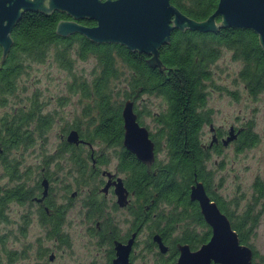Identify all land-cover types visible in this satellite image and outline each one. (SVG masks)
I'll return each mask as SVG.
<instances>
[{
	"label": "trees",
	"instance_id": "1",
	"mask_svg": "<svg viewBox=\"0 0 264 264\" xmlns=\"http://www.w3.org/2000/svg\"><path fill=\"white\" fill-rule=\"evenodd\" d=\"M168 1L182 14L195 21L205 19L214 11L217 3V0ZM60 18H63V15L56 13H48L46 16L39 12L26 13L13 27L10 33L13 44L0 64V106L5 103L4 97L13 90L14 78L20 71L22 60L40 61L47 51L53 49V61L58 67L70 70L74 62L71 53L80 60L92 57L98 69L90 82H79L77 87L80 95L88 100L84 104L82 115L87 118L89 137L85 138L83 135L80 137L86 142H90L94 136L108 144H118L122 132L121 104L112 101L109 91L112 90V81L120 78L118 64L123 65L128 76L126 88L129 92L123 94L126 100L150 93L160 96L166 102L165 110L159 116L155 115V120L161 125V130L165 129L168 141L167 160L157 161L160 167L159 175L148 177L144 174L149 193L155 190L158 192L155 203L168 207L166 213L159 214L162 221L160 230L162 234H167L184 223L183 230L174 238L179 243L189 244L192 249L196 248L207 236L203 232L196 240L191 236L193 232L190 230L193 229H189L188 224L203 222L197 212L191 210L186 213L184 207L188 203L185 194L192 179L202 180L206 187L209 186L211 179L204 168L208 154L198 144L200 128L207 120L199 110L205 99L203 81L209 78L210 63L217 59L221 48H226L231 51L232 58L241 63L238 78L248 96L254 98L264 92V53L256 34L248 29L232 27L218 28L214 32L173 29L168 42L161 45L157 53L158 61L166 67L164 74L158 67H152L146 62L149 56L145 53L128 50L116 43H94L78 33L64 37L57 35L55 25ZM75 89L76 87L71 88ZM36 110L38 111L37 108ZM29 120L30 114L27 109L0 115L2 169L8 179L17 182L11 187L0 186V220H3L2 210L5 203L13 199L19 200L28 192L23 186L24 178L18 177L11 160L3 157L8 154L10 148L29 143L32 135V130L30 126L28 127ZM33 121L32 132L37 134H41L50 124L47 115H39ZM246 125L240 129L235 140L237 150L253 145L257 140L256 134L250 129L251 125ZM76 130L81 133L79 128L76 127ZM86 157L88 158V152ZM80 161L84 162L85 158L82 157ZM129 168L131 178H136L140 174L141 168L138 165L134 166L129 162ZM253 188L256 200L264 198V184L260 180L256 179L253 182ZM213 195L210 193L220 211L231 221L239 243L250 247L248 238L255 228L256 215L254 217L250 215L251 211L248 208L233 216L225 208L224 203ZM176 205H180L182 209H177ZM11 254L12 252L8 253V256ZM161 263L169 262L165 263L162 260Z\"/></svg>",
	"mask_w": 264,
	"mask_h": 264
},
{
	"label": "rangeland",
	"instance_id": "2",
	"mask_svg": "<svg viewBox=\"0 0 264 264\" xmlns=\"http://www.w3.org/2000/svg\"><path fill=\"white\" fill-rule=\"evenodd\" d=\"M52 52L53 49L47 51L40 61L22 60L20 71L14 78L13 90L4 97L5 103L0 106V115L27 109L30 114L28 127L30 126L32 131L33 120L39 115H47L50 119V124L41 134L31 131L33 136L31 135L28 144L10 148L9 152L7 151L8 154L3 157L11 160L12 165L16 167L17 176L24 178L23 186L29 191L34 188L35 171L41 165L45 162H48L47 164L62 162V157L67 154L60 141L61 133H65L69 127L75 125L81 130V136L89 137L87 118L82 115L85 109L84 104L88 100L80 95L77 87L79 82H90L98 69L96 62L92 57L80 60L71 53L74 62L70 70H65L53 61ZM240 67L241 63L232 58L231 51L226 48H221L217 59L210 63L209 78L203 81L205 99L199 108L207 120L202 124L198 135L204 144H208L211 141L209 124L220 132L227 131L229 126L244 128L248 124L251 125V131L256 134L255 143L242 149H235V140L225 146L219 144L216 149H209L204 168L211 177L209 192L219 197L231 215L236 216L248 208L251 211L250 215L253 217L256 215L255 228L248 238V243L252 249V262L264 264V198L256 200L253 188V182L256 179L264 184V92L254 98L248 96L238 78ZM118 68L120 78L112 81V90L109 92L112 101L122 105L126 100L123 94L129 92L126 88L128 76L127 69L123 65L118 64ZM72 87L76 89L71 90ZM131 100L133 106L139 111L137 117L140 125L156 141L155 159L164 162L167 159L168 141L165 129L161 130L162 127L156 122L155 115L159 116L165 110V100L150 93L131 97ZM68 150L73 152L72 149ZM111 151L117 152L118 149L114 148ZM78 152L80 159L84 157V163H88L87 149L81 147ZM111 161L114 163L113 158ZM2 163L0 158V186H14L17 182L7 178L2 169ZM53 187L57 193V184L54 183ZM157 209L159 214L168 211V207L163 204H159ZM2 212L0 264H34L37 258L34 247L39 238L36 236L39 234L30 227L19 230V225L25 224L27 205L21 206L15 201H9L5 203ZM77 212L83 216L79 210L67 212L65 226H69L71 231H66L64 234L66 238L64 244H61L59 255H56L55 259L48 264H103L104 250L94 244L83 226L80 227L78 216L74 214ZM183 224L175 227L174 236L183 230ZM194 226V223L188 224L189 229H193ZM144 236L143 232L140 239ZM43 246L57 249L56 243L48 239H44ZM10 252L12 254L9 257ZM152 256L149 251L139 249L133 264H151ZM39 260L48 262L46 256Z\"/></svg>",
	"mask_w": 264,
	"mask_h": 264
},
{
	"label": "flooded vegetation",
	"instance_id": "3",
	"mask_svg": "<svg viewBox=\"0 0 264 264\" xmlns=\"http://www.w3.org/2000/svg\"><path fill=\"white\" fill-rule=\"evenodd\" d=\"M47 2V0H43L42 3L44 6H47ZM37 12L43 13L45 16L48 13L63 15V18H60L59 21H73L87 27L95 25V21L93 20L85 18L74 19L66 12L57 10H52L48 13L24 10L20 11V16L12 26L10 33L16 23L21 19L22 15ZM85 22L91 24L87 25ZM12 44L13 41L11 38V45ZM132 110L133 112L136 111V113L134 112L136 115V122L141 126L137 117L139 111L133 106V102ZM120 122L122 129V119ZM231 129L233 132H237L233 141L237 140L241 127L235 128L231 126ZM69 130H76L75 125L69 127L65 133L59 135L65 153H67L62 157V162H52L49 164H47L48 162H45V164L41 165L35 171L33 190L29 191L25 188L28 192L22 198L19 200H12L15 201L16 204H20L21 206L27 205L28 207V212L25 215V224H20L19 230L30 227L31 229H35L39 234L36 236V238H39H37L34 247V254L37 256L34 264H48L55 259L56 255H59L61 244H64L66 238L64 234L66 231H71L69 226H65V223L67 222L66 214L69 211L75 210H79L83 213V216H80L78 212L74 213L78 216L80 227L83 226L86 234L92 238L94 244L104 250L103 264H111L115 259L116 245H126L130 240L131 243L127 256L128 264H133V260L136 259L139 249H142L143 251L147 250L153 255L151 264H161L162 260L165 261V263L166 261L169 262L166 264H173L178 255L177 244L187 243H179L174 238L173 234L175 233V228L173 232L162 234V231L160 230L162 221L159 218L157 209L160 203H155L158 192L155 190L152 191V193H149L150 189L145 183L144 174L148 177H154L160 174V167L155 159L157 148L153 136L148 133V138L153 144L154 159L150 163H144L123 147V129L121 132L120 143L118 144H108L106 141H102L93 136V139L88 142L89 145L86 143H78L75 145L66 142L65 136ZM229 130L230 126L227 131L220 132L209 124L211 141H209L208 144H204L198 135V144L206 153L211 148L212 150L216 149L219 144H222V140L228 135ZM78 137L81 138L79 133ZM96 143L102 146H98ZM81 147L87 149L88 163L80 161V154L78 151H80ZM108 148L110 149L107 150ZM114 148H117L118 151L112 152L111 150H114ZM68 149H72L73 152ZM166 149H168V147ZM167 152L168 150H166V153ZM112 158L114 159V163H111ZM129 162L134 166L138 165L142 169H140V174L136 178L130 177L131 172ZM195 182H200L202 184L205 194L215 204L216 200L210 196L211 192H209V186L206 187V184L202 180H197L196 178L192 179L185 194L188 203L187 206L184 207V211L188 213L189 211L194 210L201 217L197 202L190 201L188 198L190 186ZM54 183L58 186L57 193L54 191ZM117 184L120 185L123 200H118L116 193ZM34 190L35 192L33 193ZM43 191L45 192L43 193ZM215 197L220 200L217 195ZM176 206L177 209H182L180 205ZM216 206L218 208L217 204ZM201 220L203 222L202 224L194 223L195 226L193 230H190L193 232L191 236L198 240V235L200 236L205 232L204 234H206L207 237L204 242H201L194 249L190 248L189 244H187L191 251L196 250L201 244L209 239L210 228L203 221L202 217ZM83 223H86V225H82ZM229 223L231 226L230 220ZM143 232L145 233V236L143 239H140V235ZM156 235L166 247L164 253H161L158 250L157 243L153 239V236ZM44 239L55 242L57 249L43 246ZM45 256L48 262L39 260L41 257ZM209 264L214 263L210 262Z\"/></svg>",
	"mask_w": 264,
	"mask_h": 264
},
{
	"label": "water",
	"instance_id": "4",
	"mask_svg": "<svg viewBox=\"0 0 264 264\" xmlns=\"http://www.w3.org/2000/svg\"><path fill=\"white\" fill-rule=\"evenodd\" d=\"M0 0V64L11 45L10 30L19 18L20 11L57 10L66 12L74 19L95 21L91 27L73 21H58L55 32L59 36L78 33L94 43H116L128 50L145 53L146 62L158 67L164 74V67L157 58L158 48L167 43L173 29H189L199 32H214L218 28L248 29L256 34L264 53V0H217L214 11L205 19L195 21L182 14L168 0ZM219 18L217 21L216 18ZM123 147L138 160L150 163L154 159L153 144L147 130L136 122L132 100L122 103ZM237 132L230 128L222 140L225 146ZM65 140L71 144L86 143L78 137L76 130H69ZM120 185H116L118 200H123ZM45 191H43L44 193ZM188 198L196 201L203 221L210 228L209 239L196 250L187 244H177L178 255L173 264H251L252 251L239 244L236 232L231 228L226 215L209 199L200 182L190 186ZM161 253L166 247L153 236ZM131 240L126 245H116V257L111 264H128L127 256Z\"/></svg>",
	"mask_w": 264,
	"mask_h": 264
}]
</instances>
